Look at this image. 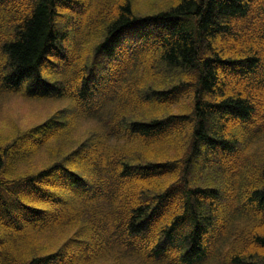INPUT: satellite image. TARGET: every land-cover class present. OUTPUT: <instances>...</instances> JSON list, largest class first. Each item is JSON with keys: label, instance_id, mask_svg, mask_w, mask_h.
<instances>
[{"label": "trees", "instance_id": "1", "mask_svg": "<svg viewBox=\"0 0 264 264\" xmlns=\"http://www.w3.org/2000/svg\"><path fill=\"white\" fill-rule=\"evenodd\" d=\"M78 3L0 0V96L73 106L0 138V264H202L237 201L250 226L228 264H264V165L224 186L264 119V0H117L84 61L65 56ZM72 119L99 128L71 145Z\"/></svg>", "mask_w": 264, "mask_h": 264}, {"label": "rangeland", "instance_id": "2", "mask_svg": "<svg viewBox=\"0 0 264 264\" xmlns=\"http://www.w3.org/2000/svg\"><path fill=\"white\" fill-rule=\"evenodd\" d=\"M82 3H78L73 10L68 9L71 13L69 18V43L66 48L65 56L71 55V53L78 55L81 54V60L84 61L90 53V47L98 40L101 35L102 29L105 24L108 23V18L115 14L116 1L117 0H78ZM125 1V0H122ZM132 7L137 12H148L158 8L159 5L167 2L168 0H129ZM67 11V10H66ZM70 11V12H69ZM102 19L104 22H102ZM86 38L88 43L81 41ZM81 40V41H80ZM77 50L78 53H75ZM59 62L55 61L53 65L46 68L45 73L49 77H55L56 72L59 70ZM185 103V102H182ZM177 107V109L181 108ZM71 102L67 100L52 101V100H39L28 99L18 93H1L0 96V138L5 137V143L9 138L17 135H21V132L29 130L30 128L45 121L51 116L56 115L61 110L72 109ZM114 113L113 107H108L102 114L108 115ZM71 114V111H69ZM71 115H69L70 117ZM143 119L150 118L149 115L142 117ZM264 119L258 120L252 127L250 135L243 140L241 147V166L239 168V176L230 182V179L226 176V183L224 186L230 184V188H236L235 194L240 193L245 186H249L250 182H256L260 167L264 165ZM74 128L73 142H80L83 136L91 130H97L99 126L96 121L93 120H73L71 122ZM50 143V142H49ZM45 143L41 148L36 149L32 161L35 163H45L48 159L51 160L53 153L50 150H56L58 148L57 143H52L48 148V144ZM239 158V160H240ZM22 166V165H21ZM207 176V175H206ZM221 180L215 178L217 184H220ZM240 196V195H239ZM237 196V197H239ZM233 203V202H232ZM231 203V204H232ZM230 204V205H231ZM239 205V201L233 204L232 208H227V204H224L228 210L225 216L222 217L219 230L214 233L212 240V250L209 258L202 264H228L230 255L232 253V245L237 241V237L250 226V223L244 218L240 212H234L232 209ZM223 225H226L223 227ZM264 230V228H263ZM51 238L55 239V234H51ZM123 258L120 262L122 264H140L134 257ZM117 260V259H116ZM118 261V260H117ZM111 262L106 260V264Z\"/></svg>", "mask_w": 264, "mask_h": 264}]
</instances>
